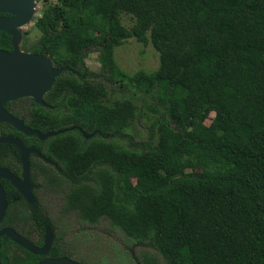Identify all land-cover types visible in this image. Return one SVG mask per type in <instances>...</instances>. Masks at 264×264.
I'll use <instances>...</instances> for the list:
<instances>
[{
    "label": "trees",
    "instance_id": "1",
    "mask_svg": "<svg viewBox=\"0 0 264 264\" xmlns=\"http://www.w3.org/2000/svg\"><path fill=\"white\" fill-rule=\"evenodd\" d=\"M34 26L29 51L70 69L45 94L50 107L34 104L26 122L42 132L73 127L40 142L62 174L33 168L35 210L55 233L49 255L70 251L55 212L65 180L62 207L143 247L135 264H264V0H57ZM129 38L152 45L156 70L120 69L114 50ZM9 40L0 32V49L10 51ZM94 48L98 73L84 63ZM107 76L138 93L163 90L143 141L124 137L134 104L107 102ZM27 212L10 202L0 227L42 226ZM15 248L0 239L2 264L43 258Z\"/></svg>",
    "mask_w": 264,
    "mask_h": 264
},
{
    "label": "rangeland",
    "instance_id": "2",
    "mask_svg": "<svg viewBox=\"0 0 264 264\" xmlns=\"http://www.w3.org/2000/svg\"><path fill=\"white\" fill-rule=\"evenodd\" d=\"M56 2L57 0H38L36 2L35 16L21 29V48L24 51H29L40 37V32L34 26L36 18L41 15L44 8ZM121 22L126 28H129L133 24V19L129 15L122 14ZM114 58L120 69L130 75L139 70L152 72L156 70L159 61L158 53L151 44L144 46L134 38L127 39L121 46L115 48ZM84 63L91 72L98 73L101 71L97 48L87 53ZM97 79L101 80L102 77ZM102 83L109 104L117 99H130L134 104L132 119L123 131L124 137L134 142H141L146 139L148 127L164 109V103L159 99L163 90L154 89L147 94L138 93L131 87L126 89L120 86L119 82H110L108 76ZM206 123H209V120H206ZM64 187L65 185L62 184L56 192L55 202L58 206L55 212L64 218L65 238L75 246L80 258L95 264H135V254L142 251L143 247L129 242L122 233L115 231L106 220L94 224L79 222L73 211L62 207Z\"/></svg>",
    "mask_w": 264,
    "mask_h": 264
},
{
    "label": "water",
    "instance_id": "3",
    "mask_svg": "<svg viewBox=\"0 0 264 264\" xmlns=\"http://www.w3.org/2000/svg\"><path fill=\"white\" fill-rule=\"evenodd\" d=\"M37 1L0 0V31L10 36L11 45L10 51L0 49V122L8 123L27 135H36L38 138L44 139L73 127L42 133L39 130L26 127L21 120L8 114L2 107L5 102L24 97H30L35 103L47 106L43 99L44 95L51 89L58 75L70 70L68 66L55 68L52 58L48 55H43L42 52L24 51L21 48V29L35 16ZM1 142H14L21 149L23 147L19 140L9 137L0 138ZM0 177L10 180L25 195L29 202L34 200L29 190L31 185L28 181V164L25 165L23 180L14 177L13 174L4 168H0ZM7 205L6 193L0 185V223L6 212ZM2 236L9 238L29 252L39 255H44L48 252L52 241L50 231H48L45 242L41 247H36L10 227L0 228V238ZM0 264L2 263L0 262ZM37 264L78 263L68 258H47Z\"/></svg>",
    "mask_w": 264,
    "mask_h": 264
},
{
    "label": "flooded vegetation",
    "instance_id": "4",
    "mask_svg": "<svg viewBox=\"0 0 264 264\" xmlns=\"http://www.w3.org/2000/svg\"><path fill=\"white\" fill-rule=\"evenodd\" d=\"M0 32H2V31H0ZM9 39H10V36H9ZM9 42H10V40H9ZM6 51H8V50H6ZM43 99H44V97H43ZM34 104H37V103H35L32 98L24 97V98L5 102L2 105V107H3V109L6 110V112L8 114L13 116L14 118L21 120L26 127L39 130L37 128L30 127L26 123L31 118V112H32ZM44 107H50V105L47 104V106H44ZM0 124L7 125V127H5V128L0 126V138L9 137V138H12L14 140H19L23 145V147L21 149L14 142H1L0 143V168L7 169L11 174L14 175V177H16L20 180H23V173H24L25 165L28 164V181L31 185V188L29 190H30V193L34 197V200L32 202H29L26 199L25 195L23 193H21V191L19 189H17L10 182V180H8L4 177H0V185L2 186L3 190L6 193L8 205L10 202H13V203L25 202V204L27 205V208H28V212H27L28 216H30L31 218L34 217L35 219H37L39 217L43 219L42 226H40V227L34 226L33 225L34 220H30L29 225H27V227L25 228V231L22 232V234L20 232L16 231L15 229L14 230L18 234H20L21 236L25 237L29 242H31L36 247L43 246L45 239L48 235V231H50L52 234V241H51L49 250L46 254H44V255L33 254V253L29 252L28 250H26L25 248L21 247L20 245L16 244L15 242H13L11 240L13 242V244H15L16 246H18L20 248V249L15 248L17 251L16 253H18L20 256H24V252H23V250H24L26 252H29L30 254L43 257L41 260H39L35 264H37L40 261L45 260L47 258H68V259H70V260H72L78 264H82V261L85 262L86 264H95V263L85 261L82 258H80L79 252L76 251L75 246L70 241L66 240L65 236H64V239L66 241L65 244L70 249V251L68 252V255H60V256L49 255L51 246H52L53 241L55 239V233H54L53 229L51 228V226L45 221L44 213L35 210L36 203H37V196H36L35 192L37 191L38 188H36V181L34 178L35 174L33 172V168L40 169L42 167H46L49 170H52L53 172L57 173L59 176L62 174V170L59 167V165L57 164V162L54 161L46 153V145L43 143H40V142H44L45 140H47L50 136L46 137L44 139H40L36 135H27V134L23 133L22 131L17 130L15 127H13L12 125H10L8 123L0 122ZM1 128L5 129V131H2ZM40 132H42V131H40ZM46 132H49V131H46ZM42 133H45V132H42ZM83 135L85 137L87 136L84 133H83ZM63 181L64 182L61 183V185L62 184L66 185V181L65 180H63ZM8 205H7V208H8ZM7 208H6V211H7ZM13 210H14L13 212L16 213V215H17L22 211V206L21 205H15ZM5 214H6V212H5ZM5 214H4V216H5ZM3 227H8V226H3ZM3 227H0V228H3ZM2 237H4V236H2ZM7 239H9V238H7ZM40 241H41V244H36V243H39Z\"/></svg>",
    "mask_w": 264,
    "mask_h": 264
}]
</instances>
